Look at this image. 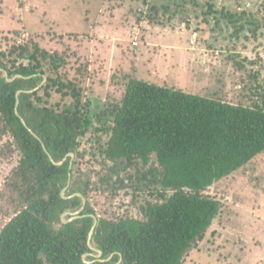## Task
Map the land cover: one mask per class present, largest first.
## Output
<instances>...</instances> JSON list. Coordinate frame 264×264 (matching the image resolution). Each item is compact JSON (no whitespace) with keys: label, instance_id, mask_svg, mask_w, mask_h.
Here are the masks:
<instances>
[{"label":"trees","instance_id":"16d2710c","mask_svg":"<svg viewBox=\"0 0 264 264\" xmlns=\"http://www.w3.org/2000/svg\"><path fill=\"white\" fill-rule=\"evenodd\" d=\"M63 65L36 44L0 49V141L18 158L0 264H184L220 209L203 193L264 153V93L233 105L131 78L111 116H90ZM53 93L71 102L51 103ZM85 160L156 175L154 189L134 190L138 216L97 213Z\"/></svg>","mask_w":264,"mask_h":264},{"label":"rangeland","instance_id":"374dc122","mask_svg":"<svg viewBox=\"0 0 264 264\" xmlns=\"http://www.w3.org/2000/svg\"><path fill=\"white\" fill-rule=\"evenodd\" d=\"M184 1L0 0V49L18 41L59 55L61 75L78 80L90 116H111L131 78L233 105L260 103L264 0H212L208 15V0L196 9ZM50 102L71 99L53 93ZM8 147L2 139L0 229L12 215L9 182L18 159ZM83 164L101 216H138L134 190L156 186V175L138 163L124 172L114 162ZM203 194L220 209L184 264H264V153Z\"/></svg>","mask_w":264,"mask_h":264},{"label":"water","instance_id":"95a60500","mask_svg":"<svg viewBox=\"0 0 264 264\" xmlns=\"http://www.w3.org/2000/svg\"><path fill=\"white\" fill-rule=\"evenodd\" d=\"M82 204H83V206H84V204H85V200H84V199L82 200ZM81 210H82V207H81V209L78 210L77 212L72 213V214H71V215H72V219L77 218ZM65 215H66V214H65ZM65 215H64V216H65ZM95 225H96V220H94V224H93V226H92V228H91V230H90V232H89V235H88V245H89V246H90V240H91V236H92V233H93V230H94ZM96 251L98 252V256L101 255V252H100V251H98V250H96ZM108 259H109V258H108Z\"/></svg>","mask_w":264,"mask_h":264}]
</instances>
